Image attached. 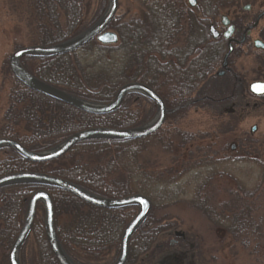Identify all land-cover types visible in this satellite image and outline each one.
<instances>
[{
  "label": "trees",
  "instance_id": "1",
  "mask_svg": "<svg viewBox=\"0 0 264 264\" xmlns=\"http://www.w3.org/2000/svg\"><path fill=\"white\" fill-rule=\"evenodd\" d=\"M31 1L37 26L35 40L39 43L36 45L47 46L78 35L93 25L108 6V0H103L95 18L88 24L90 0ZM139 2L143 8L139 17L126 21L117 17L112 23L111 29L119 37L118 44L104 46L93 41L72 54L26 59L23 65L40 80L98 103L111 102L119 88L127 83L147 84L163 98L170 111L164 127L140 140L84 142L66 156L47 163L29 162L11 149L4 150L9 154L0 160V177L18 172H41L76 183L106 198L118 199L134 194L147 196L153 202V210L132 239L129 264L140 262L145 254L156 251L157 244L163 243L159 238L168 229L157 218L160 203H169L183 193L175 189L174 194L158 199L146 189L145 184L136 185L135 177L144 176V179L155 181L163 188L177 182L176 177L163 182L164 175L150 176L149 168L153 169L154 162L151 157L147 158L146 152L158 147L170 154L176 147V140H182L179 147L183 149L200 139L184 132L178 123L186 118L189 111L187 103L192 101L190 96L212 72L215 60L208 48L198 56L200 40L204 39L201 44L204 45L206 34L202 30V35H199L200 28L187 15L183 0ZM90 57L95 58L92 63L88 61ZM14 81L0 138L14 139L33 151L53 148L85 129L134 128L148 122L156 112V108L151 109V115H146L142 109H130V103L135 102L132 96H128L123 106L113 114H86L28 89L15 78ZM232 129L231 123L221 126L222 133ZM248 140L256 143L251 136ZM252 147L262 146L258 142ZM203 163L185 164L182 170L186 173L188 169L193 171L210 165ZM175 173V170L166 172L169 176H176ZM212 181L210 176L200 182L193 207L205 216L212 214L209 219L215 221L214 227L225 230L227 236L233 238L249 256L250 264H264V190L257 187L248 191L240 186L228 192L226 201L217 203L216 197L208 193ZM39 189L42 187L37 185L0 189V264H9V252L24 224L28 201ZM46 189L52 195L56 231L68 255L77 264H114L120 252L123 232L136 215L137 208L107 210L87 204L63 190ZM59 219L67 224L61 226ZM186 235L196 245L198 263L206 264L200 256L198 240ZM31 237L35 243L32 264H59L47 242L42 206L38 209ZM25 245L21 250L22 264H26L23 256ZM114 252L117 254L107 261Z\"/></svg>",
  "mask_w": 264,
  "mask_h": 264
},
{
  "label": "rangeland",
  "instance_id": "2",
  "mask_svg": "<svg viewBox=\"0 0 264 264\" xmlns=\"http://www.w3.org/2000/svg\"><path fill=\"white\" fill-rule=\"evenodd\" d=\"M31 2V0H0V128L5 125L4 117L10 104L9 96L15 87L10 58L19 48L39 44L35 40L37 26L34 10L30 7ZM102 2L103 0H90L91 7L86 19L88 24L95 18ZM142 9L139 0H119L118 17H122L124 21L139 17ZM94 60L93 57L88 58L90 63ZM7 70H10V73ZM187 106H189L187 116L178 125L184 132L200 139L197 138L183 149L179 147V144L182 145V140H176V147L170 154L164 153L158 147L146 152L147 158L151 157L154 162L153 169L149 168L150 176L164 175L163 182L176 177L177 182L173 185H165L166 188H163L155 181L152 183L144 179V176H137L134 183L145 184L146 189L158 199L174 194L175 189L176 192H183L169 203H160L157 218L161 219L168 229L163 233L164 237H168L170 231L176 230L196 238L200 246V256L206 264H250L249 256L238 247L233 238L227 236L225 230L214 227L215 221L209 219L212 214L205 216L202 211L193 207V203L196 188L200 182L210 176L213 181L208 193L216 197L217 203L226 201L228 192L240 186L248 191L257 187H261V191L264 190V108L253 112V115L244 120L237 116V121L236 118L233 121L229 115L221 114L219 108L205 101L194 103L192 100ZM130 109L135 111L142 109L146 115L152 113L151 103L145 100L135 104L130 103ZM230 123L233 129L222 133L221 126ZM254 126H257L258 130L252 134L251 129ZM249 136L255 139L256 143L250 142ZM257 141L261 144V148L252 147L253 144L258 145ZM8 154L7 151H1L0 160L6 158ZM195 162L210 165L193 171L188 169L184 173L185 170L182 168L186 167L185 164ZM168 170H175L176 176L167 175ZM62 219H59V224L64 226L67 223ZM34 250L35 243L31 237L24 248L23 256L26 264H32ZM115 253L111 254L107 261L111 260ZM177 253L179 252L169 251L161 254L160 259L157 260L158 264H166L165 261L177 256ZM191 254L195 258L188 257L185 260L186 264H199L197 248Z\"/></svg>",
  "mask_w": 264,
  "mask_h": 264
},
{
  "label": "water",
  "instance_id": "3",
  "mask_svg": "<svg viewBox=\"0 0 264 264\" xmlns=\"http://www.w3.org/2000/svg\"><path fill=\"white\" fill-rule=\"evenodd\" d=\"M119 0H108L103 15L90 27L78 35L55 45H34L17 49L10 58V69L14 77L28 89L48 98L67 104L86 114L105 116L117 112L129 95H140L152 101L157 108L156 114L148 122L129 129L96 127L79 131L60 144L44 151L27 149L20 142L10 138H0V151L10 148L23 159L32 163H47L67 155L78 144L93 140L134 141L145 139L157 133L166 123L169 110L162 97L150 86L140 83H127L119 88L110 103H98L71 94L59 87L46 83L32 75L22 63L24 58H52L75 52L93 40L102 45L111 46L118 43V35L109 31L118 16ZM257 126L251 129L254 134ZM235 147H233L234 149ZM18 185H37L42 189L36 191L29 199L24 225L9 252V264H21V249L28 240L34 226L40 205L45 213V235L50 249L59 264H77L66 252L58 237L55 227V206L52 195L46 188L60 189L68 192L83 202L107 210L136 207V216L127 224L121 241L120 253L114 264H127L130 245L134 235L142 227L153 210L152 201L143 194H134L118 199L97 195L76 183L60 177L41 172H18L0 177V189Z\"/></svg>",
  "mask_w": 264,
  "mask_h": 264
},
{
  "label": "flooded vegetation",
  "instance_id": "4",
  "mask_svg": "<svg viewBox=\"0 0 264 264\" xmlns=\"http://www.w3.org/2000/svg\"><path fill=\"white\" fill-rule=\"evenodd\" d=\"M183 4L187 15L200 28L199 35L202 30L206 34L204 45V39L200 40L198 56L208 48L215 58L212 72L190 98L194 103L208 102L232 120L237 116L244 120L263 109L264 94L254 92L252 86L264 84V0H183ZM26 59L29 58L22 62ZM130 96L135 103L145 100L152 109L156 108L140 95ZM163 237L159 238L163 243L156 245V251L145 254L136 264H158L160 255L169 251L179 253L165 258L166 264H186L188 257H194L191 252L196 245L185 232L173 230L164 237L168 240Z\"/></svg>",
  "mask_w": 264,
  "mask_h": 264
},
{
  "label": "snow or ice",
  "instance_id": "5",
  "mask_svg": "<svg viewBox=\"0 0 264 264\" xmlns=\"http://www.w3.org/2000/svg\"><path fill=\"white\" fill-rule=\"evenodd\" d=\"M193 2H194V0H193ZM252 90L258 94H264V84L253 85Z\"/></svg>",
  "mask_w": 264,
  "mask_h": 264
}]
</instances>
